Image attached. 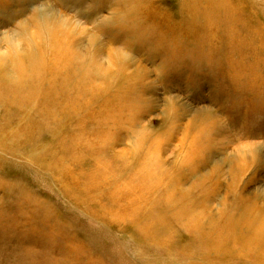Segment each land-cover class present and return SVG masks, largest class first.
I'll return each instance as SVG.
<instances>
[{
    "label": "rangeland",
    "instance_id": "374dc122",
    "mask_svg": "<svg viewBox=\"0 0 264 264\" xmlns=\"http://www.w3.org/2000/svg\"><path fill=\"white\" fill-rule=\"evenodd\" d=\"M251 207L264 0H0V264H264Z\"/></svg>",
    "mask_w": 264,
    "mask_h": 264
},
{
    "label": "bare ground",
    "instance_id": "6f19581e",
    "mask_svg": "<svg viewBox=\"0 0 264 264\" xmlns=\"http://www.w3.org/2000/svg\"><path fill=\"white\" fill-rule=\"evenodd\" d=\"M52 33H54L53 34L54 36H58V34L56 32L53 31ZM160 169H161V167H160ZM244 214L245 215L246 214H250V217L253 218L252 225H251L252 227L250 229V233L251 234H255L254 235L255 237H260L258 239H259V241L261 243V246L264 247V209H260V208H257V207H251V208H249V210L248 209H246V210L244 209Z\"/></svg>",
    "mask_w": 264,
    "mask_h": 264
}]
</instances>
